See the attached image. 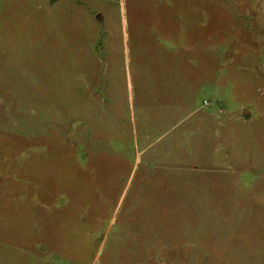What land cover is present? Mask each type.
I'll use <instances>...</instances> for the list:
<instances>
[{
  "label": "rangeland",
  "instance_id": "1",
  "mask_svg": "<svg viewBox=\"0 0 264 264\" xmlns=\"http://www.w3.org/2000/svg\"><path fill=\"white\" fill-rule=\"evenodd\" d=\"M0 264H264V0H0Z\"/></svg>",
  "mask_w": 264,
  "mask_h": 264
},
{
  "label": "built area",
  "instance_id": "2",
  "mask_svg": "<svg viewBox=\"0 0 264 264\" xmlns=\"http://www.w3.org/2000/svg\"><path fill=\"white\" fill-rule=\"evenodd\" d=\"M208 103L206 102V105H207Z\"/></svg>",
  "mask_w": 264,
  "mask_h": 264
}]
</instances>
